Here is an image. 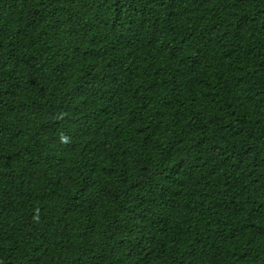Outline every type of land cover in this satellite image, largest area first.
Masks as SVG:
<instances>
[{
	"label": "trees",
	"instance_id": "obj_1",
	"mask_svg": "<svg viewBox=\"0 0 264 264\" xmlns=\"http://www.w3.org/2000/svg\"><path fill=\"white\" fill-rule=\"evenodd\" d=\"M0 264H264V0H0Z\"/></svg>",
	"mask_w": 264,
	"mask_h": 264
}]
</instances>
